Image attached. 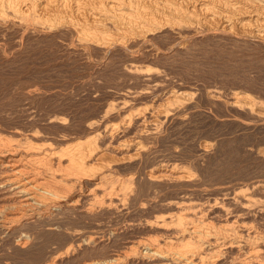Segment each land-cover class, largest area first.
<instances>
[{
    "label": "bare ground",
    "instance_id": "bare-ground-1",
    "mask_svg": "<svg viewBox=\"0 0 264 264\" xmlns=\"http://www.w3.org/2000/svg\"><path fill=\"white\" fill-rule=\"evenodd\" d=\"M13 26L71 31L106 64L114 53L125 59L77 127L55 113L44 123L61 128L60 136L0 130V247L26 256L20 264H264V183H219L196 194L204 183L199 163L217 143L193 144L197 160L175 141L164 146L165 131L186 125L198 103L158 72L164 55L151 46L170 34L264 50V0H0V29ZM206 99L242 117L231 120L240 129L264 131V106L247 95L211 91Z\"/></svg>",
    "mask_w": 264,
    "mask_h": 264
},
{
    "label": "rangeland",
    "instance_id": "rangeland-1",
    "mask_svg": "<svg viewBox=\"0 0 264 264\" xmlns=\"http://www.w3.org/2000/svg\"><path fill=\"white\" fill-rule=\"evenodd\" d=\"M5 28L0 29H3L0 32V130L3 131L12 128L38 129L50 136H60L59 131L62 132V129L57 126L46 127L45 119L52 114L62 113L76 126L82 118L94 113L103 99V93L100 95V92L105 91L100 87L106 81L116 80H113L114 70L125 59L119 53H114L115 57L112 56L110 61L108 59L106 64L102 53L84 49L75 41V34L71 31L59 35L58 31L45 34L38 28L24 33L15 26ZM57 36L58 39H55ZM185 37L178 42L172 35L164 34L151 44L154 52L164 55L158 63V72L172 85H182L186 90L189 88L193 91L198 103V110L196 108L188 116L186 125H172L167 129L168 132L165 131L163 136H168V139L164 146L175 141L183 147L186 156L190 154L191 159L197 160L193 144L204 138L217 143V149L208 161L199 163L203 169L204 183L196 194L201 193L203 197L206 191L219 183L229 186L244 182L264 183V156L256 159L248 153L249 148L264 150V131L254 125L248 130L240 129L231 120L234 117L243 120L242 117L228 113L223 106L210 104L206 99L207 92L211 91H218L224 97L231 92H240L264 106V50L254 44H241L221 37L211 39L199 36L195 40L190 39V36ZM178 47L183 48L182 52L174 51ZM107 68L112 69V72ZM96 95L98 103L91 100ZM105 223L103 219L101 224ZM121 239L115 242L112 251L121 245ZM1 247L0 262L8 259L7 262L15 264L22 259L19 260L18 256L23 259L26 257L14 254L15 251L9 246Z\"/></svg>",
    "mask_w": 264,
    "mask_h": 264
}]
</instances>
